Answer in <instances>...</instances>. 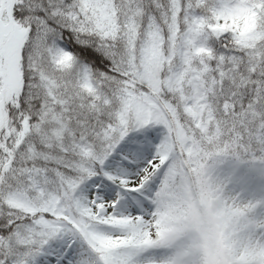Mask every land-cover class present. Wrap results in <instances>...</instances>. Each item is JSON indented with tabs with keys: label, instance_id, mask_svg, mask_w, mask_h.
Segmentation results:
<instances>
[{
	"label": "snow or ice",
	"instance_id": "1",
	"mask_svg": "<svg viewBox=\"0 0 264 264\" xmlns=\"http://www.w3.org/2000/svg\"><path fill=\"white\" fill-rule=\"evenodd\" d=\"M0 264H264V0H0Z\"/></svg>",
	"mask_w": 264,
	"mask_h": 264
}]
</instances>
